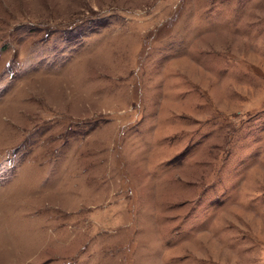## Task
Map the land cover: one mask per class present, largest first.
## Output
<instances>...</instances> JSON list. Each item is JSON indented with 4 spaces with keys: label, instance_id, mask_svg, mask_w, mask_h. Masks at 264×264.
Segmentation results:
<instances>
[{
    "label": "rangeland",
    "instance_id": "rangeland-1",
    "mask_svg": "<svg viewBox=\"0 0 264 264\" xmlns=\"http://www.w3.org/2000/svg\"><path fill=\"white\" fill-rule=\"evenodd\" d=\"M0 264H264V0H0Z\"/></svg>",
    "mask_w": 264,
    "mask_h": 264
}]
</instances>
